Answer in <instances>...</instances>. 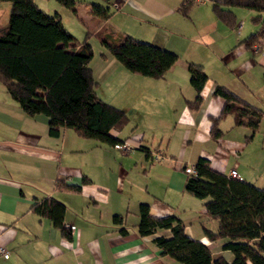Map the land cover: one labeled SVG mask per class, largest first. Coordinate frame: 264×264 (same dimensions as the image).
Returning a JSON list of instances; mask_svg holds the SVG:
<instances>
[{"label": "crops", "instance_id": "1", "mask_svg": "<svg viewBox=\"0 0 264 264\" xmlns=\"http://www.w3.org/2000/svg\"><path fill=\"white\" fill-rule=\"evenodd\" d=\"M184 1L124 0L106 19L90 17L95 21L91 34L106 27L115 35H129L177 56L161 78L129 72L111 54L99 57L100 68L111 70L107 92L112 100L104 102L122 109L115 104L122 97V105L137 116L132 119L124 109L128 122L109 134L126 139L134 133L139 147L121 152L104 142L87 143L84 140L92 139L78 137L68 128L49 136L47 117L24 114L0 85V244L7 250L0 264H183L159 254L153 241L168 237V229L137 235L140 202L152 215L177 216L185 234L205 244L211 258L221 256L231 264V252L203 234V228L215 230L216 221L203 211L206 198L184 190L187 175L181 168L201 156L213 170L227 174L234 169L235 178L264 188V143L254 136L246 139L249 128L233 125L226 114L217 122L221 135L212 140L208 133L209 117L216 116L222 104L221 97L211 95L215 85L260 108L264 121V34L249 46L240 42L258 28L251 20L253 10L232 7L236 23L229 27L213 15V0H193L182 15L177 8ZM54 12L62 23L61 11ZM92 57L93 53L89 62ZM189 62L201 65L206 75L196 110L185 105L194 97ZM94 81L95 93L103 100L97 92L100 83ZM152 150L165 158L151 160ZM82 177L87 181L81 184ZM57 178L80 184L79 191L53 189ZM45 196L63 204V224L73 227L70 240L62 238L47 218L27 211L33 200ZM112 214L122 215V223H113ZM120 226L124 233L118 231Z\"/></svg>", "mask_w": 264, "mask_h": 264}, {"label": "trees", "instance_id": "2", "mask_svg": "<svg viewBox=\"0 0 264 264\" xmlns=\"http://www.w3.org/2000/svg\"><path fill=\"white\" fill-rule=\"evenodd\" d=\"M55 1L75 12V0ZM102 1L103 5L83 3L92 19L101 21L114 12L109 9L111 0ZM0 2L9 3L7 20L0 25V85L21 111L29 116L44 114L49 136H57L61 129L68 128L81 138L110 145L121 142L123 139L111 136L109 130H120L128 122V116L95 93L96 82L88 66L92 56L91 46L86 41L89 32L84 33L80 42L69 47L73 37L63 27L56 12L45 13L33 0ZM192 3L193 0H185L177 9L186 15ZM232 7L255 11L251 20L258 24V28L240 41L249 46L264 34V0H213L210 4L215 18L229 27L236 23ZM93 35L125 69L141 76L161 78L177 57L175 53L149 42L123 33L115 35L106 27L97 29ZM186 69L194 97L185 100V105L189 110H196L201 102L199 91L206 75L196 63H187ZM262 82L264 85V74ZM211 95L221 97L222 104L218 114L209 117L210 138L214 140L221 135L217 122L230 114L233 125L250 129L246 137L249 139L260 122L262 110L221 85H215ZM262 133L264 140V129ZM126 139L132 141L131 149L138 145L134 137ZM142 148L144 154H148L146 148ZM153 152L162 154L158 150L149 151L151 160H160L152 157ZM192 165L193 174L183 172L187 175L183 188L196 198H206L202 202L203 211L216 221L215 230L203 228V234L210 241L221 242V248L231 252V264H264V188L213 170L205 157L198 156ZM86 181L85 177L81 178V184ZM79 188L80 184L65 183L58 178L53 182L55 190L78 192ZM27 211L47 218L62 238L70 240V230L62 221V203L45 196L33 200ZM136 215L134 230L139 236L157 229L169 230L168 237L153 239L159 254H166L183 264H226L221 256L211 258L205 244L185 234L177 216L152 215L144 202L138 203ZM111 220L121 224L122 215L112 214ZM118 231L124 233L125 229L120 226Z\"/></svg>", "mask_w": 264, "mask_h": 264}, {"label": "rangeland", "instance_id": "3", "mask_svg": "<svg viewBox=\"0 0 264 264\" xmlns=\"http://www.w3.org/2000/svg\"><path fill=\"white\" fill-rule=\"evenodd\" d=\"M34 2L37 3L39 8L44 10L47 14L53 13L54 10L61 11L62 24L73 37V41H71V43L80 42V40L84 36V33L89 31L88 36L86 37V41L91 46L93 57L92 60L88 63V66L92 68L94 79L100 83L97 86L98 94L102 96L103 101L112 100L110 98L109 93L107 92L109 91V89L107 88V82L110 76V75L107 76V74L111 72L110 67H105L103 69L100 68V65L98 63L101 53H104L105 55H109L110 53L103 46H101L98 39L93 34L90 33L92 28L94 27L95 21L90 19V16L86 11L87 8L83 6V3L82 4L78 3L75 12L72 13L69 10L65 9L64 7L60 6L55 0H34ZM94 3L103 5L102 0H96L94 1ZM8 9H9L8 2H0V25L6 22ZM109 9H111V6H109ZM123 102L124 101L122 100V97H120L118 100H116L115 104L121 106L120 107L122 108L121 110L125 111L127 107H125V105H122ZM126 112L132 117L131 115L132 111L130 108H128ZM136 118L137 116L135 111L132 119H136ZM129 125L130 124H127L125 128H127ZM263 129H264V121H260L251 136H254L256 141H261L264 143L263 135H262ZM129 136L133 137L134 133H131ZM84 141H86L87 143H97V140H93V139L84 140Z\"/></svg>", "mask_w": 264, "mask_h": 264}, {"label": "built area", "instance_id": "4", "mask_svg": "<svg viewBox=\"0 0 264 264\" xmlns=\"http://www.w3.org/2000/svg\"><path fill=\"white\" fill-rule=\"evenodd\" d=\"M124 0H111V9L113 11L117 10L120 6V4L123 2ZM239 24L237 25V28H238ZM255 48V46H254ZM133 146V143L131 140L129 139H123L121 142H117V143H114L112 144V147L121 151V152H126L128 151L129 149H131ZM152 157L154 159H164L165 156L158 153V152H153L152 153ZM183 172L186 173V174H193L194 173V168H193V165L192 164H186L184 167H183ZM227 176H231V177H236V173L234 171V169H229L227 174ZM67 229H69L70 231L73 229L72 225H64ZM7 256V250L6 248L0 244V257H3L5 258Z\"/></svg>", "mask_w": 264, "mask_h": 264}]
</instances>
